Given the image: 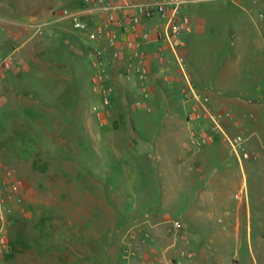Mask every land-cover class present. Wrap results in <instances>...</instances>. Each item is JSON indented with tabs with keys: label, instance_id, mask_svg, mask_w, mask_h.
Wrapping results in <instances>:
<instances>
[{
	"label": "rangeland",
	"instance_id": "obj_1",
	"mask_svg": "<svg viewBox=\"0 0 264 264\" xmlns=\"http://www.w3.org/2000/svg\"><path fill=\"white\" fill-rule=\"evenodd\" d=\"M75 1L0 0V58L17 49L20 63L15 67L19 72L8 70L0 81V140L9 137L0 146L7 154L0 156V264H126L121 256L129 247L125 233L133 216L160 211L179 219L185 205L183 182L198 176L191 154L215 142L203 148L190 144L189 129L195 122L187 121L182 93L176 87L171 101L176 112L171 114L167 93L175 87L157 82L152 71L142 86L121 76L120 68L116 72L107 67L114 109L107 124H100L94 108L103 111L104 106L92 85L98 69L87 58L81 33L57 19ZM261 4L264 11V0ZM242 7L226 0H191L185 10L190 31L178 54L186 58L185 69L195 74L201 91H208L249 41L248 55L239 56L243 74L238 87L260 94L264 104V61L255 58H264V18L253 22L247 11L257 19L258 7L248 2ZM12 21L46 26L43 34L31 28L17 39L11 34L18 32ZM165 57L160 81L173 66L181 69L174 54ZM241 115L235 117L244 124L242 130L230 137L241 131L244 138L251 135L253 130L245 126L249 121ZM260 118L264 140V105ZM258 140H250V149L263 154L255 161H240L227 138L220 148L226 169L236 175L235 195L245 187L242 200L251 208L252 247L258 264H264V148ZM132 142L138 145L136 153L129 148ZM190 145L193 153L188 152ZM11 169L23 181L22 203L4 185ZM100 203L107 210L98 209ZM84 220L96 223L90 228L97 237L92 250L85 247ZM221 252L227 262L231 253Z\"/></svg>",
	"mask_w": 264,
	"mask_h": 264
},
{
	"label": "crops",
	"instance_id": "obj_2",
	"mask_svg": "<svg viewBox=\"0 0 264 264\" xmlns=\"http://www.w3.org/2000/svg\"><path fill=\"white\" fill-rule=\"evenodd\" d=\"M226 1H231V3L243 9H245L242 7L243 4L247 2L250 7L257 6L260 10L259 14H256L257 19L254 17L252 11L249 9L247 11L250 16H253V22L264 18V11L260 6L262 5V0L259 5H253L249 0ZM33 19L31 18V20ZM12 23L18 27V32H11L17 39L21 35H25L27 30L31 28L37 31L39 25H46V23L32 25L22 21H12ZM233 32V35H235L236 32ZM244 36H246L244 37L246 40L249 37L246 33H244ZM75 37H77L76 34H74ZM253 39L255 44L257 39L254 37ZM246 43L249 47V41ZM69 45H73L72 49L79 53L77 46L71 42H69ZM182 46H184L183 41ZM248 47L244 48L246 53L244 52L242 55L238 54L236 60H232L228 70H221L218 85H210V87H207L208 91H201L194 73L189 74L186 71L187 69L182 71L174 66L171 68L170 74L165 75L163 81H160L162 73L159 68L165 67V63L157 61L156 53L158 45L154 43L145 47L150 55L148 63L150 72L152 71L157 82L164 83L163 86L165 83H168L175 87L167 93V98L170 101L169 112L171 114L176 112L171 107L176 87L184 98L183 92L188 88V83L191 82L199 93L210 97L216 112L223 113L224 115L231 114L234 116V119H229L225 116L222 121L224 133H220L213 145L199 150L195 154H191V157L194 158L198 176L190 175L189 179L183 182L185 186L183 187L182 185L181 194L185 198V205L182 208L183 210L179 219H172L168 214H162L160 211L146 213L145 216H133L131 228L125 233V238L129 241L128 244L133 250V255L130 257L125 256V254L121 256V260L125 261L126 264H258L252 247L251 208L246 199H235L234 195L236 192H233L232 186L237 183L236 175L229 169H226L227 159L220 148L221 144L224 145L226 143L225 135H232L235 131L239 132L242 130L244 124L236 119L238 114H242V119L249 121L248 125L245 124L247 129L253 130L250 136L244 135L246 148L252 153L251 160L255 161L259 156L263 155L262 153V155H258L254 151L256 147L254 149L251 148L252 150L250 149L251 137H258V143L264 148V143H262L264 140L262 137L260 138L263 132L262 127H260V113L264 105L262 96L257 93L240 90L238 87L239 78L243 74L240 70L241 63L243 62L239 56L242 58V56L248 55ZM165 53L169 57L170 54H173L168 50ZM255 58L259 63L264 61L261 54H258ZM15 70L19 72L20 68ZM252 72H254V75L257 74L256 70ZM225 85L226 89L222 90L221 86ZM207 92L209 93L207 94ZM126 97L131 103L130 93H127ZM184 103L187 106L186 114L188 115L189 103L185 99ZM200 121H205L207 125H203ZM211 125L212 122L210 120L203 119L196 121L195 126L189 129V135L191 136L193 131L206 130ZM8 138L0 140V146H3L6 141L8 142ZM129 148H132L135 153L138 151L136 142L130 143ZM187 148L189 153H193V147L188 146ZM0 156L6 158L7 154L5 155V152H0ZM180 160L182 159L179 158ZM194 181L196 182V187H193ZM102 205L100 203L98 209L107 210L106 206ZM88 210L90 211V209ZM175 221L181 222L182 228L180 230H175ZM95 224L92 223L90 225L86 220L83 221V226L85 227V247H88L89 250L93 248L92 243L97 242L94 231L90 230L91 227H95ZM86 228H89V230ZM147 234L149 237H146ZM259 241L263 242L262 239ZM227 249L231 253V257L225 262L224 254L221 250L226 251ZM119 264H121V261H119Z\"/></svg>",
	"mask_w": 264,
	"mask_h": 264
},
{
	"label": "built area",
	"instance_id": "obj_3",
	"mask_svg": "<svg viewBox=\"0 0 264 264\" xmlns=\"http://www.w3.org/2000/svg\"><path fill=\"white\" fill-rule=\"evenodd\" d=\"M190 2L191 0H77L73 6L59 11L57 19L68 21L75 31L81 33L84 43L86 40L87 58L98 69L92 78V85L94 94L100 96L104 106L103 111L94 108L102 126L112 117L114 109L112 74L107 67L110 66L116 72L120 68L121 76L127 80L137 79L143 86L150 71V55L145 47L156 43V58L159 62L168 63L165 57L168 50L176 56L181 70H185L186 58L178 54V48L182 46L184 34L190 31L191 19L185 13ZM251 3L258 5L260 0H251ZM45 26L37 27L39 34H43ZM16 54L17 51L14 50L6 58H0V81L4 79L6 71L19 66ZM144 91L146 92L145 88ZM183 93L185 101L189 103L188 122L203 119L212 122L209 130L193 131L190 144L196 148L208 146L215 141L217 134L224 133V117L234 119V116L216 112L210 97L199 93L191 82ZM148 111L152 112V108H148ZM225 136L240 161L252 159V153L246 148V140L241 133L233 137ZM7 176L9 181L4 182L6 190L17 203H22L23 181L16 177L15 169L8 170ZM244 190L245 187L235 195V199L242 200ZM174 228L180 230L181 222L175 221ZM124 254L130 257L133 250L128 247Z\"/></svg>",
	"mask_w": 264,
	"mask_h": 264
}]
</instances>
